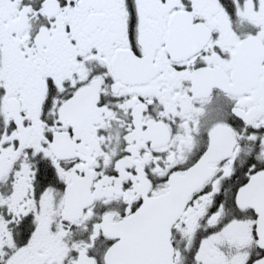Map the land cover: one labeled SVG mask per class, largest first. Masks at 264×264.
<instances>
[{
    "label": "snow or ice",
    "instance_id": "1",
    "mask_svg": "<svg viewBox=\"0 0 264 264\" xmlns=\"http://www.w3.org/2000/svg\"><path fill=\"white\" fill-rule=\"evenodd\" d=\"M0 264H264V0H0Z\"/></svg>",
    "mask_w": 264,
    "mask_h": 264
}]
</instances>
